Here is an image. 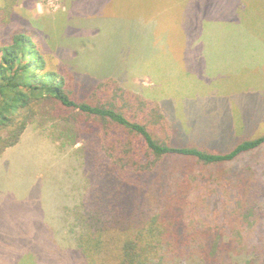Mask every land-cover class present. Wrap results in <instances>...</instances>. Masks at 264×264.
<instances>
[{
  "label": "rangeland",
  "instance_id": "rangeland-1",
  "mask_svg": "<svg viewBox=\"0 0 264 264\" xmlns=\"http://www.w3.org/2000/svg\"><path fill=\"white\" fill-rule=\"evenodd\" d=\"M263 10L264 0H0V44L25 31L54 69L79 73L72 86L83 93L81 100L99 82L116 80L160 105L174 145L226 154L264 136ZM214 26L220 28L216 35ZM83 143L63 149L50 126L37 121L16 147L0 154V264H67L57 228L62 211L79 204L85 191L91 201L93 190L105 188L97 162L78 152ZM165 163L188 177L190 217L199 214L195 205L208 191L196 178L211 179L215 190L220 176L244 174L264 183V145L216 167L181 158ZM127 180L136 186L135 178ZM168 189L181 194L176 185ZM259 204L264 207V198ZM77 241L82 252L76 248L73 263L83 264L88 256Z\"/></svg>",
  "mask_w": 264,
  "mask_h": 264
},
{
  "label": "trees",
  "instance_id": "trees-1",
  "mask_svg": "<svg viewBox=\"0 0 264 264\" xmlns=\"http://www.w3.org/2000/svg\"><path fill=\"white\" fill-rule=\"evenodd\" d=\"M76 75L49 65L25 31L0 44V154L16 147L38 121L41 128L50 126L63 149L84 142L78 152L84 160L97 162V178L105 185L92 191L91 201L85 191L79 204L62 211L57 228L66 263L74 264L79 240L88 256L83 264H264V207L259 204L264 183L244 174L234 175L235 180L220 176L215 190L211 179L202 184L196 178L199 189L207 185L208 191L202 192V204L195 205L199 214L190 217L185 213L191 207L190 192L184 190L188 177L165 163L171 158L210 167L234 163L259 150L264 136L246 140L226 154L177 146L158 103L116 80L99 82L89 98L81 100L83 93L72 86ZM131 178L137 182L134 187L127 180ZM173 185L180 196L173 189L164 191ZM215 192L222 197L212 204Z\"/></svg>",
  "mask_w": 264,
  "mask_h": 264
},
{
  "label": "crops",
  "instance_id": "crops-1",
  "mask_svg": "<svg viewBox=\"0 0 264 264\" xmlns=\"http://www.w3.org/2000/svg\"><path fill=\"white\" fill-rule=\"evenodd\" d=\"M263 22H262V27H263V29H264V10H263ZM211 25V24H210ZM211 26H213V25H211ZM216 28H218L217 26H214V35H216V33H217V31H219V30H217L216 31ZM230 33V35L228 36L229 37V39H232L233 38V31L231 30V32H229ZM264 99V98H263Z\"/></svg>",
  "mask_w": 264,
  "mask_h": 264
}]
</instances>
